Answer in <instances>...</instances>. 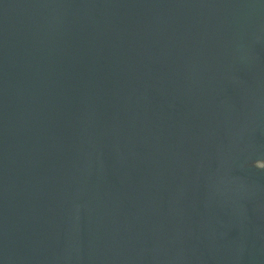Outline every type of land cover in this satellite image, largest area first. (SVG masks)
<instances>
[{
	"label": "water",
	"instance_id": "1",
	"mask_svg": "<svg viewBox=\"0 0 264 264\" xmlns=\"http://www.w3.org/2000/svg\"><path fill=\"white\" fill-rule=\"evenodd\" d=\"M0 264H264V0H0Z\"/></svg>",
	"mask_w": 264,
	"mask_h": 264
}]
</instances>
